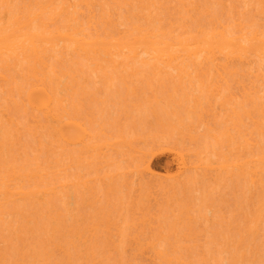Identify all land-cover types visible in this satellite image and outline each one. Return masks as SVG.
<instances>
[{"label":"rangeland","instance_id":"1","mask_svg":"<svg viewBox=\"0 0 264 264\" xmlns=\"http://www.w3.org/2000/svg\"><path fill=\"white\" fill-rule=\"evenodd\" d=\"M3 1L4 0H0V16L1 13H3L4 17L8 14V12H11L10 10H22L25 6L26 7L24 8V10H30L32 8L31 10H34L35 12L37 11V7H35L34 5H31V7L29 6V4H34L35 1L39 2L40 0ZM119 1L117 0V2H119L120 4L115 3V0H92L91 3L93 4L92 8L94 7V18H98V20L93 19L96 22L95 26H97L98 28L100 27V29L102 30L105 29L106 26L110 28L108 24H105L106 21L103 20V18L107 20V18L109 19V17H111L110 15H112V18H110V20L112 22L114 21L115 26L119 27L120 31L122 30L123 32L125 30H129L127 29V25L130 23V26H132L133 24L136 26L137 24L138 26L143 25V27L140 28L150 29V31L152 30L154 33H156V35H158L157 39L161 40H163V38L165 37L167 40L173 39V35H175L177 38L179 36L181 37V34L183 35L185 32L187 33V31L197 34V31H199V29H204L205 31L207 29V31H210L213 27L219 28L221 26L227 27V31L229 32L235 29L234 33L238 35L241 26L245 28L247 27L245 30L249 32L251 31L250 27L257 24L258 26L256 25L255 29L264 33V14L260 15L264 12V5L261 4L258 0H244L245 2H247V4L243 0H158V2L156 0L157 3L154 6H151L150 9H148L149 7H146L147 4L146 6H144V3H147L145 0ZM78 2L80 3V1ZM260 4L263 6L260 7ZM9 6H11V9L9 8ZM27 6L31 8L29 9L27 8ZM82 7L80 9H78L79 7H76L78 13H81L79 14L80 16L78 15V13H76V15H72V11L74 10L71 9V12L69 11L70 14L58 17V20L62 18V20H59V22L62 23V21H64V19L66 18L70 20L73 17H77V19H79V22L77 21L78 25H80L79 27H81L82 29L85 28V30L87 29V32L89 33V23L87 22L89 21V14L85 11L86 7ZM82 12L85 13L83 14ZM10 15H8V17ZM84 15L88 17H85ZM67 22L65 21V23ZM70 23L73 24L72 21ZM122 23L128 24L125 27ZM247 25L250 26L248 27ZM101 26H104V28H102ZM145 26L148 27L146 28ZM173 26L175 28H173ZM76 27L78 28V26ZM228 27H230V29ZM166 32L169 33V35L165 36ZM186 33L183 36H185ZM63 46H58L59 48H56V52L59 50V53L48 50L49 52H47L45 58L48 57L46 62H48V64L52 63V65L54 66L53 67L50 64L52 66V69L55 68L57 71H59V73L61 71V73L68 72L71 74V77H69V74H67V81L64 80L62 82L63 77L61 78V82L63 83L62 87H60L61 83L58 80L60 83L59 90L62 89L63 94L62 95L60 91L59 97L62 96L60 99H62L64 96V101H69L63 103V105H66V108L68 110L67 112L70 114L72 113L71 115L73 117L74 115H77L76 117L80 118L81 120L86 119L84 122H88L87 125L90 124L89 119L92 120V125H94L93 128H95V137L93 139L94 145H100V143L104 142L107 138H110L111 142L115 141L116 137L120 136V133H123L122 135L124 137H128V134L132 130V132L136 134L134 136L138 137L139 135L138 139L136 140L137 142L135 141V143H137V146L135 145V143L134 146L138 149L141 148L140 150H145L148 155L146 158L141 159L139 156L134 155L130 148L128 149L126 147H120L115 151L104 150L103 155L99 149L94 150L91 153L90 151L88 153H85L87 151L82 148V146H69L68 148V146L66 145L60 143L58 144L57 140H55V133H53L54 137L53 135L51 137V135L49 134L51 132L50 129L41 127L36 128L35 126V128H32L33 123L30 121L31 113L29 114V112L31 111L30 109H28V106L26 110V102H23L25 98L19 99L20 96V98H23L22 95L24 94L22 93V95H20L18 93L20 92V85L21 89L23 88V90H25V88L22 86H26V84L28 83V76H26L27 70L25 71L24 69L28 65V63H26L25 61V65V63L23 62V60L25 59L24 56L26 57V55H24L23 57L20 56V59L22 61L21 63H19L20 65L18 67L15 66L16 64L14 63V60L8 61V65L11 64L9 68L12 69V71L10 72L7 70L9 72L8 76H10V79L8 81L10 82H0L2 83L0 84V90L2 91L0 92V126L1 123L5 125V129L4 127L0 128V165H2L0 166V176L2 178H0L2 180L4 179V181H7L8 178L6 177V172L8 169H10L9 167L12 168V166H16L15 168L17 172L21 175L27 173V171L30 170L31 167L33 169L39 166L40 169H43V167L45 166L43 170H46L45 172L51 173L47 176L48 178L46 177L48 180H46L45 178V180L43 181V185H46L47 183L53 184L55 188L58 187V190L55 191L54 194H49L50 196L47 195V197L44 195H42L41 197V193H38L39 195L36 194L28 200L21 199V201L16 199V201H14V198L12 197L11 198L13 201L11 199L10 201L9 197L7 198L6 196H0V264H109L112 263L110 260H112L111 258L114 257L115 261L113 260V263L115 264L117 261L118 264H120L121 254L126 259V261H124V258L122 257V260L124 261H122V264H134L133 261L135 262V264L138 262V264H146L147 261L144 260V257L142 256L141 258L140 255L138 257L139 252H136V250L134 251L135 248L133 244V247L131 246V237H133V235L137 233L142 234L141 237L144 236L145 238H148L145 239L143 237L142 241H144V244L149 241V243H158L157 245L162 246L163 249L165 247V252L168 251L169 254H175L176 256L174 255V257H184L185 260H182L185 261V263L188 260V263L191 262L189 264H216L218 260L221 261L220 264H223L222 261L227 259L231 260V262L229 261L228 264H264V211L262 214L263 217L259 223L260 227L258 225L257 228L259 233L257 231H255L257 233L251 232V234L250 232H244V235H242L246 238V241H249V243H246L245 241L246 245H243L242 247V252L245 253L244 257L241 258V255H243L242 252L241 254L239 253L237 255L236 250H234V247H236L234 246L235 242L240 238L237 235L238 231L247 230L244 228H248V226L250 225V221L248 222V224L247 221L248 217H250V213L252 214L251 211L255 209V206L253 205H256L257 202H259L262 195V191H260L259 186H257L258 189L254 184H252L251 187V183L248 182L249 180L247 179V177H244L242 174L240 175V172L236 168H231L228 170L219 169L217 171H210L205 169L196 171L191 170V172L187 173L186 177H184L186 179L182 178L184 180H187L188 183L185 181V183H182V185H180L181 182L177 184V181H175L174 179V176L177 174V170L179 167L178 163H180L178 152H181L182 154L185 153L184 155L187 156L186 159L188 158V160H185L189 161L188 163L194 162L193 164H195V162L198 160L195 154L200 150V152H203V154L200 156L202 158V163L204 162L206 164H213L217 166L221 164V162H223L225 159L228 161L231 160L230 163H232L236 161L237 157H240V154L247 155V153H245L243 149L242 151L240 150V148H242L240 147V145L242 143L244 144V139L254 138L258 143L259 149H261V147L262 149L264 148V133L260 135V130H256L255 124L252 119L245 117L246 115H243L244 117L242 116V135H240V133L236 131L237 129L234 127L230 119V116L233 115V110L240 113H243V111H241L242 109L244 110V112L247 110H251V112H253V109H251L253 107V104L248 100L252 98L244 99L241 93V86L239 87L234 83H230V96L233 95V98L231 100L232 103L230 106L226 107L227 109H223L220 104L223 99L228 97V94H221L214 97V99L210 93H207L208 91L206 90V88L201 90L198 81L195 80V74L188 73L187 78L183 79V77L181 79L178 77V73L176 75L175 73H173V71L171 72L170 69H167L165 71L166 66L165 68H163L164 66H162V64L159 67H161V69L163 70L161 71L160 68L159 70L160 72H164L160 75V77L158 76V78L156 79L153 78L152 70H150L151 65H153V63L155 64V61L152 62L153 60L150 59L151 61H146L148 64L150 63V66L148 67L141 66L137 69L136 65H134L136 70L138 71L137 74L139 75L130 78L131 81L126 85L121 81L122 78L118 74H116L118 76L115 77L116 71H114L112 65V68H109L110 64H108V60L106 61L104 59L105 55H100L102 57L98 56L99 60L101 59L103 61L104 59L106 63L105 64L104 62L100 61L101 66L104 63L102 67L106 69L105 71L108 70V72H110L108 74L110 83L111 79L114 80L112 81L114 85H111L110 83L107 84L108 79L103 77L102 74L100 76L99 72L96 76L91 73L94 72V69H96L94 60L90 59L89 56V58H86L85 55L80 57L81 53L78 52L77 54V51L75 52L74 49H72V51L71 49H63ZM46 47L48 48V46ZM79 57L82 60L79 59ZM254 57L250 58L252 60H249V66H247V64L246 66L243 64V67V65L240 66V63L235 64L237 65V67L234 65L236 69H238L240 73L239 75L241 76L240 77L238 75L236 77H238V80L241 78L239 80L241 81V85L243 80L244 85L247 84L248 87H252L253 85L250 86V84H252L250 83V81L252 82L255 80L252 78L254 74L253 76H251L250 70L254 69L252 70L253 72L257 70L256 72L260 73L261 76H259V79H256L254 85L256 86L255 89L257 90V93L259 92L258 94H256L257 98H259L260 96L259 100L262 105H259L264 108V69H262V67L264 66V61L262 63V66L260 65V58L258 59L256 57V59ZM119 59L120 60L116 59V61H123V58ZM255 61L260 66H257ZM118 62H116L115 64H119ZM6 63L7 62H5V65H7ZM0 65H3V63H0ZM253 66L254 68H252ZM256 66L257 68L255 69ZM248 68H250V70H248ZM111 69H113L112 71H114V73H112ZM189 70H191L190 72H192L193 68H189L188 71ZM121 71L124 72V70ZM139 72L142 73L140 74ZM73 76H76V80L78 79V86L76 87L73 86ZM118 77H120L121 79ZM216 77H213L211 79L212 85L218 81ZM189 78H191L192 80ZM57 79L59 78L55 77V81H57ZM25 81L27 83H25ZM14 82L16 83L14 84ZM53 83H56L53 86H56L55 88L56 90H58L57 84L59 83L54 82V80ZM79 85L81 88H79ZM106 85L111 86V91L109 90V86ZM71 86L74 88H71ZM126 86L130 87V91L128 90V87L126 88ZM107 87L109 92L107 91ZM18 88L19 91L16 90L18 91L16 92L14 89ZM12 89L14 91H10ZM76 90L79 93H75ZM16 93H18V95ZM73 93L77 95L74 96ZM110 93H113L114 96L113 94L111 96ZM1 96H3V98ZM261 97H263V100L261 99ZM11 99H13V102H16L17 100L18 104L21 100L19 104L20 106L17 105L19 106L18 108L16 106V109H18V114L16 113V109L13 108ZM68 103L70 104L68 105ZM10 104H12V107H10ZM22 104L24 107L22 106ZM74 104H78V107L76 106L78 111L77 109L73 108ZM152 105H154L155 109L158 111V113L156 114L161 117L160 119L162 120L163 124H166L165 127L167 126L168 130H164V133L160 131L159 127L156 124V118L155 114L153 113L154 110L152 108ZM244 105L246 106V110L244 107L241 109V107ZM261 107H257L258 110L260 109L261 111ZM13 109H15L14 114H12L14 112ZM254 113L255 115L257 114L256 110ZM258 114L260 113L258 112ZM173 116H176L177 119ZM256 116L254 118H256V120H258V122L260 123L261 131H264V120L262 119V117ZM19 127L20 129H18ZM17 131L19 132L17 133ZM225 132L231 134V140H229L224 135ZM5 134H7L8 136ZM191 137L194 138V140H192ZM135 138L136 137L128 140L132 141L135 140ZM255 150L258 149L256 148ZM92 153L94 155H92ZM99 153H101V155ZM36 158L38 159V161ZM4 159H6L7 161ZM61 160L65 161L61 162ZM30 161L33 163H31ZM59 161L61 162L60 165L59 163H57ZM96 161L97 163L101 161V164H97ZM7 162L10 163L8 164ZM55 162L56 164H54ZM34 163H37L36 166ZM144 163H149L151 165L152 170L156 175L154 178V182L156 184H162L165 186L173 185L176 186L175 189L173 186V190L171 189V187V190L168 188V194L165 195L162 194L163 191L162 193L160 192L161 194L159 192L156 193V195H158V198L154 200L150 196L154 194V191L150 192L148 186L143 184V181L137 173L138 166H141ZM47 164L48 166H46ZM58 165L60 167H58ZM78 166L80 167L79 171L78 169H76L78 168ZM84 166H87V168H84ZM3 167L6 168L4 169ZM46 167L48 168V170ZM110 168H112L114 171H111ZM59 169L63 170L64 172H59ZM86 169H90V171H93L89 172V170L86 171ZM1 171H3L2 174ZM72 172H78L74 174L73 177L81 175L79 173H82L81 176H83V174L85 173L86 178L84 177L83 179L91 182L89 183L90 186L88 188L82 187L81 185V190H79V192L77 191L79 189V185L76 186L77 183L74 184V187H69L72 190L71 192L67 190V187V189H65L64 191H67V195H70V193L71 195H74L72 197V199L74 198V204L73 206H70L71 208L67 206L66 209H63V205L60 204V202L58 203L55 198L56 193L63 189H61L58 185L59 183H56L54 180L59 181V178L61 180V177L64 176L63 174L66 175V178L68 177L67 175H71ZM55 174L57 175V177ZM49 176L54 180H49ZM29 180H27L26 177H19L15 179V181L7 182L10 183L12 187L15 185V187H19L20 185V187L25 186L24 189L28 188L29 190L26 189V191L28 192L30 190H36L37 187L41 185H38V180ZM181 181L183 182V180ZM0 182L2 183L1 180ZM243 183H246L245 185L248 184L251 188L249 186L246 187ZM77 187L78 189L76 190ZM2 190L3 189L1 188L0 191ZM53 195H55V197H53ZM72 199H67L65 197V199L62 200H66L65 202H70L72 201ZM135 206H137L139 209H142L143 212L146 213V215H149L148 218H151L153 216V218H151L150 220H154L156 218L158 223L160 221V224L162 225L161 230L164 231V233H162V236H165V234L166 236H169V233L172 238L170 237L171 239L163 241V239L158 236V230H150L147 223V227H140L137 220L141 219V216L135 210ZM41 208L42 210H40ZM187 209H189V215L192 216V221L187 220ZM49 213L52 215L51 218L46 216ZM103 217L110 219L111 221L113 220L114 223H117L116 225H119L123 229L121 230L120 228V231L127 234V238L124 240L119 236H112L110 238V235L105 232V228L103 229L102 227V230L98 234V238L95 241L96 243L94 242V245L97 249L93 245V247L96 249L95 250L93 248V255L96 254V256L91 257L95 258L96 260L92 262V258L88 259V257H90L91 255V250H89V255V252L87 250L88 247L86 248V246L89 244L83 246L84 244H82V240L80 241L78 235L74 234V232H72V229L74 228L75 230L77 228H83L84 230L91 224V221L93 222V220H95L99 222V220ZM67 218L69 219V221ZM60 220H62V222H60ZM60 223H63L64 225H61H63L62 227L65 226V228H61ZM135 223H137L138 226ZM190 227H192L191 229H194L192 230V232L189 230ZM60 228L62 230H60L61 232H55ZM82 232L84 234L85 231ZM112 234L116 233L114 232ZM55 237L57 238L54 239ZM247 238H249L250 240H248ZM169 241L170 243H168ZM250 242H252V244ZM98 245L102 247L99 249ZM124 245L125 248H123ZM36 246L39 249H37ZM57 246L59 249L57 248ZM120 248L122 252L119 251ZM44 249H46V251ZM94 250L97 253H95ZM37 251H42L40 257L38 256ZM172 251H176V253ZM231 251H235L236 254L234 252L232 253L234 257L231 256ZM124 253L126 255H123ZM133 256L134 258L132 259ZM171 256L173 257V255ZM216 256L218 257L217 259L215 258ZM257 256H259L262 261H260V258ZM136 257L138 260L135 259ZM203 258H206V260L203 261ZM245 258L246 260H251L252 263L251 261L246 262ZM233 261L236 263H234Z\"/></svg>","mask_w":264,"mask_h":264},{"label":"bare ground","instance_id":"2","mask_svg":"<svg viewBox=\"0 0 264 264\" xmlns=\"http://www.w3.org/2000/svg\"><path fill=\"white\" fill-rule=\"evenodd\" d=\"M73 1L74 0H40L39 2L35 1L34 4H29V6L34 5L35 7H37L36 8L37 11H35V12H34V10L33 11L31 10L32 6L31 7L27 6V8H29V9L31 8L30 10H27V9L24 10V8L26 6L25 7L23 6L24 8L22 10H17L16 9V11H15L14 9H12L13 11L10 10L11 12H8V14L6 16L3 17V13H1V16H0V63H3V65H0V82H3V81L5 83L6 82H10V81H8L10 79V76H8V75H9V72L12 71V69L9 68V66H11V64L8 65V61L14 60V63L16 64L15 66L18 67L20 65L19 63H21V61H22L20 59V56L23 57L24 55H26V57L24 56L25 59L23 58L24 59L23 62L25 63V61H26V63H28V65L26 66L27 68L26 67L24 68L25 71L27 70L26 71L27 72L26 76H28V78H27L28 80L27 79L26 80H27L28 83L25 81V83H27L26 86H24V85L22 86V87L25 88V90H23V88L21 89V85H20V92L21 93L18 92L19 88L18 89H14V90L15 91L18 90L16 92H18L20 95H22V93L24 94V95H22L23 98H20L21 97L20 96L19 99H24L25 98L26 101L24 100L23 102H26V110H27V106H28V109H30V111H31V112H29V114L31 113V116H30L31 120L30 121L33 123V127L32 128H35V127L36 128H40L41 127V128L50 129L51 132L49 134L51 135V137H52V135L54 137L53 133H55V138H56L55 140H57L58 144L60 143V144L66 145V146H68V148H69V146L70 147L71 146H75L76 147L77 145H79V146H82V148H84L87 151L85 153H88L89 151L91 153L92 151L99 149L101 151L102 155H103V151L104 150L115 151V150H117L120 147H126L128 149L130 148V150H132V153L134 155L139 156L141 159L146 158L147 155H148L145 150H144L145 151L144 152L143 150H140L141 148L138 149L137 147L134 146V143L138 139L139 135H138V137L134 136L136 134H134L132 132V130L128 134L129 136L128 137L126 136L127 138L122 135L123 133H120L119 134L120 136H117L118 138L116 137L115 141L111 142L110 138L106 137L109 141L107 139H105V141L101 142L100 145L97 144V143H96L97 145H94L93 144V139L95 137V135H94L95 128H93L94 125H92V120L89 119L90 121L89 120L88 121H89L90 124L87 125L88 122L87 123L84 122L86 120L85 118H84L85 120H81L80 118L76 117L77 115L76 116L74 115V117H73L71 115L72 113L70 114V113L67 112L68 110L66 108V105L65 104L63 105V103H66L68 100L64 101V99H63L64 96H63L62 99H60L62 97V96L59 97L60 96V91H61V94H62V89L59 90V86H60V83H61L60 87H62L63 86L62 82L64 80L67 81V79H68V75L67 74H69V77H71V74L68 73V72L67 73H64V72L61 73V71L59 73V71H57L55 68L52 69V66H53L52 63H50L52 65L51 66L50 64H48V62H46L48 57L45 58L47 52H49V51H53L54 52L55 51V53H57V52L59 53V50L56 52V48L58 46L60 47V46L64 45L62 47L63 49L64 48L66 50L67 49L68 50L71 49V51H72V49H74L75 52L77 51V54H78V52L81 53L80 57L85 55L86 58L89 56L90 59L94 60L95 61L94 65H96L95 66L96 69H94V72H91V73L94 74L95 76L98 75V72H99L100 76L102 74L103 77L108 79V74L110 72H108V70L105 71L106 69L102 67L104 65V63H105V60L106 61L108 60L107 62H108V64H110L109 68L112 65L114 71H116L115 75L118 74L122 78L121 81L123 83H125L126 85H127V83H129L131 81L130 78L136 77V75H139V74H137L138 71L136 70V68L138 69V67H141V66H143V67L150 66V63L148 64L147 62H149L151 60H153L152 62L155 61V64L153 63V65H151L150 70H152L153 78H156V79L158 78V76L160 77V75L164 72V71L160 72V70H159V68L161 69V67H159V66H161L162 64H163L162 66H164L163 68H165V66H166L165 71L167 69H170V71L171 72L173 71V73H175L176 75L178 73V75H179L178 77L181 78V79L183 77H184L183 79L187 78L188 73L189 74H195V78H196L195 80L198 81L201 90L206 88V90L208 91L207 93H210L213 98L216 97V96H219L221 94H223V95H227L228 94V97L223 99V101L220 104L223 109H227L226 107L230 106L231 103H232L231 100L233 98V95L230 96V92H231L230 91V87H231L230 83H234V84H236L239 87L241 86L240 87L241 88V93H242L244 99L245 98H247V99L248 98H252V99H248V100H249V102H251L253 104V107L251 108V109H253L252 110L253 112H251V110H249V111L247 110V111L244 112V110L242 109L243 107L244 108L246 107L244 105V106L241 107V109H242L241 111H243V113L241 112L242 113L241 114L240 112H235V110H233V115L230 116V119H231L234 127L237 129L236 131L238 133H240V135H242L241 128H243V125H241V123L243 122L242 121V116L243 115L244 116L246 115L245 117H248V118L253 120V122L255 124V127H256V130H258V131L260 130V135H262L264 133V131H261V129H260V123L258 122V120H256V118H254L257 115V116L262 117V119L264 120V108H262L259 105V104H261L260 100H259L260 96H259V98H257L256 94H258L259 92L257 93V90L255 89L256 86L254 85L256 79H259V76H261V75H260V73L256 72L257 70L253 72L252 70H254V69L250 70V68H248V70H250L251 76H253V74H254V76L252 78L255 81H252V82L250 81V83H252V84H250V86H252V85L253 86L252 87H248L247 84H246L247 86L244 85L243 80H242V85H241V81H239L241 78L238 80L237 79L238 77H236L240 73H239L238 69H236L237 65H235L237 63L238 64L240 63V66L243 65V64L245 66H246V64H247V66H249L248 65L249 62H250L249 60H252L250 58H253L255 56L254 58H256V57L258 59L260 58V65L263 66V64H264L263 63V61H264V33H262L259 30L255 29L257 24L251 26L252 28L250 27L251 31H249V32H247L245 30L247 27L245 28V27L241 26L240 29H239L238 35L234 33L235 29L232 30V31L230 30L232 32L231 33L229 31H227V27L221 26L219 28L213 27L211 30L208 29L210 31H207V29H206V31L204 29L203 30L199 29V31H197L198 32L197 34L193 33V32L191 33L189 31H187V33H186L184 31L186 33L185 36H183L185 34L184 33L183 35L181 34V37L179 36L178 38L175 35H173L172 38L174 40L173 39H169L168 38L169 36L167 37L169 40H167L166 37L163 38V40H161V39H157L158 35H156V33H154L152 30L150 31V29L140 28V27H143V25L142 26L141 25L138 26V24H137V26H136V25L133 24L132 26H130L131 23L130 24L122 23V24H124L125 27L128 24L129 26L127 25V29H129V30H127V31L125 30L123 32H122V30L120 31L119 27L115 26L114 21L112 22L110 20V18H112V15H110L111 17H109V19L107 18L108 21L103 18V20L106 21L105 24H108V26H110V28H112V29H110V28H108L106 26L105 29L102 30V29H100V27L98 28L97 26H95L96 22L93 20V19H95V20L97 19L98 20V18H94L95 17L94 14H93L94 13V7L92 8L93 4L91 3L92 0L91 1L90 0H77V1L75 0L76 2L74 1V3H73ZM78 1H80V3ZM145 1L147 3H144L145 4L144 6H146V4H147L146 7L147 8L149 7L148 9H150L151 6H154L158 2V0H157V2H156V0H145ZM258 1L261 4L264 5V0H258ZM119 2H117V0H115V3L118 4ZM141 2H143V1H141ZM9 3H7V4H9ZM30 3H31V1H30ZM75 3L78 6H76ZM245 3L247 4V2H245ZM217 4H218V2H217ZM261 4H260V7L263 6ZM25 5H26V3H25ZM75 6L77 8L79 7L78 9H80L82 6H83L82 8L86 7L85 11L89 14V21H87L89 23L88 24L89 33L87 32V29L85 30V28L82 29L81 27H79L80 26V25H78L79 19H77V17H73L70 20L68 18H66V19H64V21H62V23L59 22V20H62V18L58 20V17L59 16L61 17L62 15L66 16L67 14H70V12H71L70 10L71 9L74 10V11H72V15H76V13H78V10H76L77 8ZM10 7L11 6H9V8ZM262 10H263V8H262ZM18 11H20V12H18ZM104 12H106V11H104ZM82 13L84 14L85 12H82ZM79 14H81V13H78V15ZM263 14H264V12L261 13L260 15H263ZM8 15H10V16L8 17ZM85 17H88V16H85ZM3 18H5V19H3ZM169 18H170V16H169ZM6 20L7 21L9 20V21L7 22ZM103 20H102V22H103ZM65 21L66 22L68 21L69 23L68 22L65 23ZM71 21L73 22V24L70 23ZM127 21H129V20H127ZM169 21H171V20H169ZM5 24H7V25H5ZM153 24H155V23H153ZM252 24H253V22H252ZM76 26H78V28ZM171 26H172V22H171ZM247 26L249 27L250 25H247ZM150 27H151V25H150ZM152 27H154V26H152ZM199 27H201V26H199ZM253 27H254V29H253ZM102 28H104V26ZM120 28H121V26H120ZM173 28H175V27L173 26ZM228 28L230 29V27H228ZM98 29H100V30H98ZM124 29H126V28H124ZM174 30H176V29H174ZM260 30H261V27H260ZM189 33H191V34H189ZM192 34H195V35H192ZM161 35H163V34H161ZM167 35H169V33L166 32L165 36H167ZM164 39H166V40H164ZM46 46H48V48H50V49H48ZM100 55H102V56L105 55V57H107L108 59L104 57L105 60L104 59H103V61L101 59L99 60L98 56H100ZM91 56H93V57H91ZM102 56H100V57H102ZM80 57H79V59H81ZM119 58H123V61L122 62L121 61L120 62L116 61V59L120 60ZM147 58H149V59H147ZM144 59H145V61H144ZM147 60H149V61H147ZM187 60H188V63H187ZM4 61L7 62L6 63L7 65H5ZM100 61L104 62L102 66L100 64L101 63ZM256 61H255V63H256ZM116 62H118L119 64H115ZM24 63H22V64H24ZM26 63H25V65H26ZM138 64H142V65H138ZM251 64H253V63H251ZM256 64H257V66L259 65L258 63H256ZM134 65H136V68H135ZM244 65H243V67H244ZM250 66H252V65H250ZM257 66L255 67V69L257 68ZM4 68L5 69L7 68L6 71H5ZM189 68H193V71L192 72H190L191 70L188 71ZM252 68H254V66ZM113 69H111V71ZM246 69H247V67H246ZM246 69H244V70H246ZM262 69H264V66L262 67ZM1 70H3V71H1ZM121 70H124V72L121 71ZM162 70L163 69H161V71ZM114 71H112V73H114ZM6 72H8V73H6ZM171 72H170V74H171ZM250 74H249V76H250ZM118 75H116L115 77H117ZM211 75H213V76H211ZM91 76H93V75H91ZM113 76H114V74H113ZM55 77L59 78V79H57V81H55ZM75 77L73 76V86L74 87L78 86V81H77L78 79L76 80ZM120 77H118V78H120ZM191 77H192V75H191ZM213 77H216L218 79V81L212 85L211 79ZM61 78H62V82H61ZM189 79H191V78H189ZM53 80H54V82H58V83L60 81V83L57 84L58 85V88H57L58 90H56V88H55L56 86L55 87L53 86L54 84H56V83H53ZM112 81H114V80L111 79V83H110V81L108 79V83H107V81H106V83L107 84L110 83L111 85L112 84L114 85V83ZM15 83L16 82H14V84ZM0 84H2V83H0ZM9 86H10V84H9ZM12 86H13V84H12ZM106 86H109V90H110L111 86L110 85H106ZM128 86H126V88ZM74 87L71 86V88H74ZM79 88H81L80 85H79ZM129 88L130 87H128V90H129ZM14 90L12 89L10 91H14ZM79 91H80V89H79ZM107 91H108V87H107ZM132 91H134V90H132ZM0 92H2V91L0 90ZM63 92H64V90H63ZM77 92L78 91L76 90L75 93H77ZM18 93H16V94L18 95ZM112 94H111V96H112ZM73 95L75 96L77 94L73 93ZM106 95H108V94H106ZM66 96H67V94H66ZM113 96H114V94H113ZM1 97L3 98V96H1ZM210 98H211V96H210ZM262 98L263 97H261V99ZM65 99H67V98H65ZM257 99H258V101H257ZM12 100L13 99H11V101ZM20 101H19V104H20ZM16 102L12 101L13 108H15V109H16V106L19 105L17 100H16ZM69 104L70 103H68V105ZM252 104H250V105H252ZM11 105L12 104H10V107H12ZM19 106H17V108ZM22 106H23V104H22ZM74 106H73V108L77 109L78 104H76V105L74 104ZM248 107H249V105H248ZM257 107H259V108L261 107V111H260V109L258 110ZM152 108L154 110L153 113L155 114L156 124L159 127L160 131L164 133V130L167 129V126L165 127L166 124H163L162 120L160 119L161 117H159V115L156 114V113H158V111L155 109L154 105H152ZM15 109H13V111ZM17 110L18 109H16V113L18 112ZM245 110H246V108H245ZM255 110H256V113H257L256 115L254 113ZM257 110H258V112L260 114H258ZM77 111H78V109H77ZM14 113H15V111L12 114H14ZM174 118H176V116ZM2 125L3 124L1 123L0 128L5 126V125H3V126ZM18 125H19V123H18ZM4 129H5V127H4ZM4 129H2V130H4ZM18 129H20V127ZM18 132L19 131H17V133ZM5 135H7V134H5ZM224 135L229 140H231V137H232L231 134H229L228 132H225ZM133 136L136 137L135 140H132V141L128 140V139H133L134 138ZM191 139L194 140V138H192V137H191ZM243 142H244V144L242 143L240 145V147H242V148H240V150L242 151V149H243V151L245 153H247V155H243V154L239 155V153H238V155L240 157L239 158L237 157L235 162L230 163L231 160L228 161V160L225 159L223 162H221V164H219L217 166H215L213 164H206L204 162L202 163V158L200 156L203 154V152H200V150H199V152H196V154H195L197 156V159H198L195 162V164H193L194 162L188 163L189 161H186V160H188V158L186 159L187 156L184 155L185 153L182 154L181 152H178L179 153V157H180V163H178L179 167H178V170H177V174L174 176V179H175V181H177V184H179L181 182L180 185H182V183H185V181L187 182V180H184V179H186L184 177H186L187 173L191 172V170L192 171L193 170L196 171V170H200V169H202V170L205 169V170H210V171H217L219 169L220 170H228V169H231V168H236L240 172V175L242 174L244 177H247V179L249 180L248 182L251 183V187H252V184L256 185L255 187H257V186L260 187V191H262L261 192L262 195L260 194L261 197H260L259 202H257L256 205H253V206H255V209L251 211L252 214L250 213V217H248L247 224L250 221L249 222L250 225L248 226V228H246V227L244 228V229H247L246 231H242V230L238 231L237 235L240 238L238 237L239 239L238 240L236 239L237 241L235 242V245H234V246H236V247H234V250H236L237 255L239 253L241 254L243 245H246L245 244L246 238L243 237L242 235H244V232H250V234H251V232L252 233L255 232V231L258 232L257 228H258V225L260 227L259 223H260V220L263 217L262 214H263V211H264V194H263V192H264V151H263L264 148L262 149V147H261L262 150L259 149L258 143L256 142V140L254 138L253 139H251V138L244 139ZM136 144L137 143H135V145ZM60 148H62V147H60ZM256 148L258 150H255ZM66 149H67V147H66ZM101 153H99V154L101 155ZM8 154H6V155H8ZM92 155H94V154L92 153ZM186 155H187V153H186ZM3 157H4V155H3ZM188 157H190V156H188ZM36 159H33V160H36ZM4 160H6V159H4ZM37 161H38V159H37ZM64 161L61 160V162H64ZM10 162H7V163L9 164ZM61 162L59 161L57 163H59V165H60ZM31 163H33V162H31ZM96 163H97V161H96ZM99 163L101 164V161H99ZM99 163H97V164H99ZM0 164H1V162H0ZM34 164L36 166L37 163H34ZM39 164H40V162H39ZM54 164H56V162ZM189 164H191V165H189ZM214 164H215V162H214ZM41 165H42V163H41ZM59 165H58V167H60ZM0 166H2V165H0ZM6 166H7V164H6ZM46 166H48V164ZM260 166H262V167H260ZM15 167L14 166H12V168L9 167L10 169L7 170V172H6L7 173L6 177L8 178L7 181L11 182V181H15V179H17L19 177H21V178L22 177H26L27 180H29V179H31V181H32V179L38 180L39 181L38 185L39 184H41V185L39 187H37L36 190H33V191L30 190L28 192V191H26V189H28V188L24 189L25 186L20 187L21 186L20 185L19 187H15L16 185L14 184L15 186L12 187V185L10 183H8L7 181H4V179L2 180L1 179L2 177L0 176L1 177L0 180L2 181V183L0 182V189L1 188L3 189L2 191H0V196H6L7 198L9 197V200L10 199L12 200V198H14L13 199L14 201H16V200L21 201V199L22 200L23 199L24 200H26V199L28 200L32 196H35L38 193L39 194L41 193V197H42V195L47 197V195L50 196L49 194H54L55 191L58 190V187L55 188L53 186V184L47 183L46 185H43V183H44L43 181L51 173V172L50 173L49 172H45L46 170H43L45 166L43 167V169H40L39 166H37L36 168H33V169L31 167L30 170H28L27 173H25L23 175L18 173ZM79 168L80 167L78 166V168H76V169H78V171H79ZM84 168H87V166H84ZM72 169H71V171H72ZM103 169H104V167H103ZM47 170H48V168H47ZM60 170L61 169H59L58 171L59 172L63 171V170H61V171ZM87 170H89V172L93 171V170L90 171V169H86V171ZM100 170H101V168H100ZM110 170L112 171L113 169L110 168ZM4 171H6V170H4ZM82 171H85V170H82ZM53 172H54V170H53ZM74 172L71 173L72 176L69 174V175H67L68 177H66V178H65L66 175L63 174L64 176L61 177V180L59 178L58 179L59 181L51 179L50 176H49V178H50L49 180H51V181L54 180L56 183L58 182L59 183L58 185L60 186V188L63 189V190L58 191V193H56V197H55V195H53V197L56 198V201H58V203L60 202V204L63 205V209L64 208L66 209L67 206L69 208H71L70 206H73V204H74V202H73L74 198L72 199V197L74 195H71V193H70V195L69 194L67 195V193H66L67 191H64L65 189H67V187H68L67 190L69 192H71L72 190L70 188L74 187L75 186L74 184L77 183L76 186L79 185L78 186L79 189L77 187L76 190L78 189L77 191L79 192V190H81V188H80L81 185H82V187H85V188H88L90 186L89 183L91 181L83 179L84 177L86 178V176H85L86 174L85 173L83 174V176H81L82 173H79L81 175L73 177L74 174L78 173V172H76V173H74ZM2 173H3V171H1V174ZM94 173H92V174H94ZM137 173L139 174L141 180L143 181V184L148 186V188L150 189V192L154 191V194L150 195L154 200L156 198H158L157 197L158 195H156V193H158V192L162 193V191H163L162 194L165 195V194H168L167 192L169 191L170 187L172 189L173 185H168V186L166 185L165 186V185H162V184H156L154 182V180H155L154 178H155L156 175L154 174V172L152 170V167H151V165L149 163H144L141 166H138V172ZM2 176H4V175H2ZM56 177H57V175H56ZM47 178H46V180H48ZM182 178H184V179H182ZM187 179H188V177H187ZM181 180H183V182ZM29 181H28V183H29ZM51 181H48V182H51ZM22 183H23V181H22ZM30 184H32V183H30ZM54 185H56V184H54ZM49 186L50 187L53 186L54 188L53 187L50 188ZM183 186H184V184H183ZM245 186L247 187L249 185L247 184ZM173 187L175 189L176 186H173ZM257 189H258V187H257ZM76 194H75V196H76ZM65 197L67 199L71 198L72 201L65 202L66 200L65 201L62 200V199H65ZM253 206H252V209H253ZM40 210H42V208ZM135 210L141 216V219L137 220V222H139L138 225L140 227L141 226H146V223H147V225H149L150 230H158V236L161 239H163V241L164 240L166 241V240H169V239L172 238L169 233H168L169 236H166V234H165V236L164 235L162 236V233H164V231L161 230L162 229V225L160 224V221L158 223L156 218L154 220H150L151 218H153V216L151 218H148L149 215H146V213H144L143 210L139 209L137 206H135ZM67 211H69V210H67ZM70 211H71V209H70ZM49 214L48 215L44 214V215H46L49 218H51L52 215L51 214L49 215ZM186 214L188 215L187 220L192 221L193 219H192V216L189 215V209L186 210ZM62 216H64V215H62ZM104 217L101 218L100 219L101 221L99 220V222H97L95 220H93V222L91 221V224L89 226H87L84 230H83L82 226H81L82 229H79V228H77L75 230H74V228L72 229V232H74V234L78 235L80 241L82 240V242H83L82 244H84L83 246L89 244V245L86 246V248L88 247V249H87L88 252H89V250H91V255H90V252H89L90 257H88V259L92 258V262L94 260H96L95 258L91 257V256H94V257L96 256V254L93 255V248L95 247L94 242L97 240L98 234L101 232V230H102L101 228L102 227H103V229L105 228V232L110 235V236L108 235L110 238L112 236H117V237L119 236L120 238H123V240L127 238V234H125L124 232L120 231L121 227L119 225H116L117 223H114L113 220L111 221L110 219H107V218H104ZM47 220H49V219H47ZM68 221H69V219H68ZM60 222H62V220H60ZM50 223H53V222H50ZM50 223H48V224H50ZM64 223H66V222H64ZM61 224H63V223H60V225ZM135 224L137 225V223H135ZM63 225H61V228H65V226L62 227ZM4 227H5V225H4ZM6 228H7V225H6ZM61 228L59 230H56L55 232H57V231L59 232L61 230ZM66 228H67V226H66ZM191 228L192 227H190L189 230L192 232V230H194V229H191ZM112 230H114V231H112ZM121 230H123V229L121 228ZM82 231H85L84 234H83ZM111 232L112 233L115 232L116 234H112ZM193 232H195V231H193ZM257 232H255V233H257ZM65 234H66V232H65ZM193 235H194V233H193ZM141 236H142V234H140V233H137V234L133 235V237H131L132 239H131L130 242H132L131 246L133 244V246L135 248L134 251L136 250V252H139L138 253V257H139V255L141 256V258L143 256L144 260L147 261V262L145 261L146 264H186V263L189 264V263H191V262L188 263V260L185 263V261L182 260V259H184V257L183 258H181L180 256H179L180 258L179 257H174L175 254H173V253L169 254L168 251L165 252L164 251L165 247L163 249L162 246L157 245L158 243L154 244L155 242L154 243L152 242L153 243L152 244V243H149L150 242L149 241L146 244H144L143 243L144 241H142L144 236L143 237H141ZM56 238L57 237H55L54 239H56ZM249 238H250V236H249ZM249 238H247V239L250 240ZM145 239H148V238H145ZM151 241H154V240H151ZM121 242H123V241H121ZM252 242H254V241H252ZM252 242H250V243L252 244ZM159 243H160V241H159ZM168 243H170V241ZM246 243H249V241H246ZM93 245H94V247H93ZM98 246H99V249L102 247L100 245H98ZM164 246H165V244H164ZM76 247H77V245H76ZM36 248H37V246H36ZM57 248H58V246H57ZM123 248H125V245H124ZM172 248H173V246H172ZM37 249H39V248H37ZM44 250L46 251V249H44ZM48 251H49V247H48ZM119 251L122 252L121 248L119 249ZM41 252L42 251L38 252V256L39 257L41 256L40 255ZM172 252L176 253V251H172ZM233 252L235 253V251H231V253H230L231 256H233L232 255ZM95 253H97V252L95 251ZM242 254L243 255H241V258L244 257L245 253L242 252ZM256 254H257V252H256ZM123 255H126V254L124 253ZM171 255H173V257ZM134 256L132 257V259L134 258ZM122 257L123 256L121 254V257H120L121 258V260H120L121 263L120 264H122L124 261H126V259L124 257H123L124 258V261H123ZM257 257H259V256H257ZM257 257H256V259H257ZM114 258H111L112 260L109 259L112 262V263H109V264H114L113 263V260L115 261ZM215 258L217 259L218 257L216 256ZM222 258H223V256H222ZM241 258H238V259H241ZM135 259L138 260L137 257ZM224 259H225V257H224ZM205 260H206V258H203V261H205ZM245 260H246V258H245ZM215 261H217V260H215ZM229 261L231 262V260L227 259V260L222 261V263L223 264H226V263L228 264ZM247 261L249 262L251 260H246V262ZM260 261H262L261 258H260ZM136 262H138V261H136ZM116 263L118 264L117 261H116ZM133 263L135 264L134 261H133ZM138 263H136V264H138ZM217 263L220 264L221 261L218 260ZM234 263H236V262H234ZM251 263H252V261H251ZM96 264H98V263H96ZM106 264H108V263H106Z\"/></svg>","mask_w":264,"mask_h":264}]
</instances>
